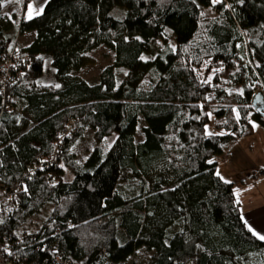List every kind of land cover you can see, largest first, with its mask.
Returning <instances> with one entry per match:
<instances>
[{"label": "trees", "instance_id": "obj_1", "mask_svg": "<svg viewBox=\"0 0 264 264\" xmlns=\"http://www.w3.org/2000/svg\"><path fill=\"white\" fill-rule=\"evenodd\" d=\"M7 1L0 58L18 34L29 60L0 93V234L23 230L36 256L71 264L124 262L139 246L147 264H264V240L216 170L225 146L264 126L252 105L264 93V0H47L14 25ZM100 45L114 59L89 83L73 71ZM70 121L76 133L55 144ZM87 129L96 145L79 161Z\"/></svg>", "mask_w": 264, "mask_h": 264}, {"label": "crops", "instance_id": "obj_2", "mask_svg": "<svg viewBox=\"0 0 264 264\" xmlns=\"http://www.w3.org/2000/svg\"><path fill=\"white\" fill-rule=\"evenodd\" d=\"M8 1L1 10V16L14 25L22 12L27 19L29 16L33 17L40 13L47 0H29L25 5L18 0ZM29 6H31V13H29ZM5 31L10 40L14 35L12 28ZM34 37V30L25 31L21 34V44L28 45ZM262 132L264 134V131L257 133L255 127L254 133L225 146L224 157L219 161L216 170L223 179L234 183L241 202L242 215L249 228L253 233L264 235V175L252 180L246 178L252 172L264 169V151L260 155V151L256 150L257 144H264V140H261ZM115 138L116 134H113L111 144ZM72 150L74 151V146ZM222 164L226 165L221 168Z\"/></svg>", "mask_w": 264, "mask_h": 264}, {"label": "built area", "instance_id": "obj_3", "mask_svg": "<svg viewBox=\"0 0 264 264\" xmlns=\"http://www.w3.org/2000/svg\"><path fill=\"white\" fill-rule=\"evenodd\" d=\"M26 2L27 0H19ZM25 16L22 14V19ZM18 34L14 39L11 47L2 52L0 58V93L5 92L6 86L15 82L24 72V66L27 64L29 58L21 53L19 45ZM10 106L7 105V109ZM77 129L75 123L70 121L63 125L59 132L58 138L54 141L55 144L63 142L66 136L72 137L76 133ZM58 154L55 151L52 156ZM32 170L29 171V173ZM264 175V169H258L248 175L246 178L252 180L254 178ZM25 180H22V184H25ZM4 195H0L2 198ZM11 194H7L6 197H10ZM25 232L23 230H17L14 233L0 234V264H71L70 259L63 257L60 254L49 253L42 258L36 256L34 253L39 247L34 242L24 241ZM34 250V251H33Z\"/></svg>", "mask_w": 264, "mask_h": 264}, {"label": "rangeland", "instance_id": "obj_4", "mask_svg": "<svg viewBox=\"0 0 264 264\" xmlns=\"http://www.w3.org/2000/svg\"><path fill=\"white\" fill-rule=\"evenodd\" d=\"M5 4H7V2ZM246 51L247 50L244 48L241 53V57L242 59L245 60V62H248V55ZM90 55L92 56V59H93L92 62L78 71H73V73L86 79L89 83H97L99 81L100 71L102 70V68H104L106 65L112 62L115 54L112 49L108 48L105 45H100L99 47L91 50ZM45 57H46L45 69L51 68L50 63L48 61L49 57L47 55ZM125 72H126V69L124 67L117 68V81L118 82L122 80V78L125 75ZM47 75H49V72L47 73ZM151 82L153 81L148 75L142 80V85L144 87H148ZM142 123L144 124V118L141 116V120H139L137 132H136L137 133L136 136L138 137L139 140L143 136V133L141 132ZM255 127L257 129V133L259 131H264V126L259 123H255ZM92 135H93V131L91 129H87L83 133V135H81L80 137L76 139L74 143V153H75L76 158L79 161H83L86 158L88 152L95 147L96 142ZM112 138H113V134L105 137L104 145L106 147L110 146ZM261 140H264L263 132H262ZM256 150H258V152L260 151L259 154L262 155L264 151V144L263 145L257 144ZM223 165H226V164H222L220 167L221 168L224 167ZM121 186L123 187L125 186V184L122 183ZM49 210H50V204H48L42 210L41 214H37L33 216L31 219L33 221H41L43 217L49 212ZM31 228L32 227H28V229H31ZM150 254L151 252L147 250L144 246H139L135 249L132 255L128 257L127 260H125L124 262L112 263V264H147Z\"/></svg>", "mask_w": 264, "mask_h": 264}, {"label": "water", "instance_id": "obj_5", "mask_svg": "<svg viewBox=\"0 0 264 264\" xmlns=\"http://www.w3.org/2000/svg\"><path fill=\"white\" fill-rule=\"evenodd\" d=\"M252 105L257 109L258 112L264 115V93L263 91L259 90L254 94L253 99H252Z\"/></svg>", "mask_w": 264, "mask_h": 264}, {"label": "snow or ice", "instance_id": "obj_6", "mask_svg": "<svg viewBox=\"0 0 264 264\" xmlns=\"http://www.w3.org/2000/svg\"><path fill=\"white\" fill-rule=\"evenodd\" d=\"M218 2H220V0H211V3L212 4H216V3H218ZM29 13H31V6H29ZM29 18H31V16H29ZM210 115V114H209ZM222 179H223V177H221ZM227 182V181H226ZM254 234H256V235H258V238L260 239V240H264V235H262V234H259V233H254Z\"/></svg>", "mask_w": 264, "mask_h": 264}]
</instances>
